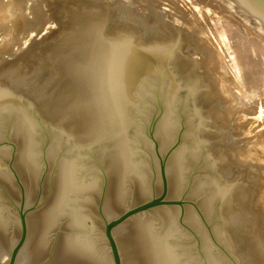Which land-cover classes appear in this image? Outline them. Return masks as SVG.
<instances>
[{"label": "water", "instance_id": "95a60500", "mask_svg": "<svg viewBox=\"0 0 264 264\" xmlns=\"http://www.w3.org/2000/svg\"><path fill=\"white\" fill-rule=\"evenodd\" d=\"M0 264H264L186 60L78 14L0 93Z\"/></svg>", "mask_w": 264, "mask_h": 264}, {"label": "rangeland", "instance_id": "374dc122", "mask_svg": "<svg viewBox=\"0 0 264 264\" xmlns=\"http://www.w3.org/2000/svg\"><path fill=\"white\" fill-rule=\"evenodd\" d=\"M78 14L188 62L230 215L264 217V88L221 87L238 60L227 31L264 41L263 23L237 0H0V93L14 91Z\"/></svg>", "mask_w": 264, "mask_h": 264}, {"label": "bare ground", "instance_id": "6f19581e", "mask_svg": "<svg viewBox=\"0 0 264 264\" xmlns=\"http://www.w3.org/2000/svg\"><path fill=\"white\" fill-rule=\"evenodd\" d=\"M199 1V0H198ZM197 2V1H196ZM154 5V4H153ZM177 5V4H176ZM206 9V8H205ZM139 10V9H138ZM145 12V11H144ZM214 12V11H213ZM173 16V15H172ZM187 16V15H186ZM198 20V19H197ZM230 21V19H229ZM228 21V22H229ZM232 21V19H231ZM230 21V22H231ZM235 21V20H234ZM233 21V22H234ZM196 22V21H195ZM194 22V23H195ZM182 23V22H181ZM208 23V22H207ZM193 26V21H192ZM227 24V22H226ZM233 24V23H232ZM228 25V24H227ZM240 26V24L238 23ZM207 26V25H206ZM230 26V24H229ZM238 26V27H239ZM190 27V26H189ZM226 27V26H224ZM229 29L227 33L229 34V38L233 37L232 43H234L233 47L235 49V55L237 57V61L234 63L235 65H231V68L228 69L230 65H225L226 75L224 80L221 81V87L226 86L225 82L228 81V87H240L242 85H248L251 87L252 96H257V93H261L264 88V41L258 40L256 38H250V36L244 35L243 32L239 28ZM241 27V26H240ZM244 27V26H243ZM229 28V27H228ZM242 28V27H241ZM201 29V28H200ZM242 29H245L242 28ZM247 29V28H246ZM250 29V28H249ZM255 29V28H254ZM253 29V30H254ZM193 31V30H192ZM199 31V30H198ZM202 31V29H201ZM246 31V30H245ZM248 32V31H247ZM249 33V32H248ZM256 33V32H255ZM202 34L203 31H202ZM231 35V36H230ZM250 35V34H249ZM199 36V35H198ZM221 36V35H220ZM227 36V35H226ZM256 37V36H255ZM201 38V37H200ZM217 38V37H216ZM261 38V37H260ZM199 39V38H198ZM204 39V38H203ZM230 40V39H229ZM201 41V40H200ZM204 41V40H203ZM212 42V41H211ZM209 43V42H208ZM205 46V45H204ZM232 46V45H231ZM225 52V51H224ZM214 54V53H213ZM212 54V55H213ZM215 55V54H214ZM222 55V54H221ZM220 55V56H221ZM231 56V55H230ZM214 57V56H213ZM235 60H233L234 62ZM232 63V62H231ZM221 65V63H220ZM223 65V64H222ZM223 68V67H222ZM221 69V68H220ZM243 71V73H242ZM227 84V85H228ZM230 87V88H231ZM224 89V88H222ZM237 89V88H236ZM249 90V91H250ZM248 92V91H246ZM245 92V93H246ZM262 94V93H261ZM250 95V94H249ZM260 96V94H259ZM252 204V203H251Z\"/></svg>", "mask_w": 264, "mask_h": 264}]
</instances>
